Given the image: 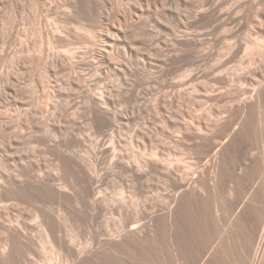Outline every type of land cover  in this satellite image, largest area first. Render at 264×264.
Here are the masks:
<instances>
[{
  "label": "rangeland",
  "instance_id": "1",
  "mask_svg": "<svg viewBox=\"0 0 264 264\" xmlns=\"http://www.w3.org/2000/svg\"><path fill=\"white\" fill-rule=\"evenodd\" d=\"M263 41L264 0H0V264L49 263L37 222L93 242L64 264H240L264 180L239 169L264 158ZM121 191L138 230L109 206Z\"/></svg>",
  "mask_w": 264,
  "mask_h": 264
},
{
  "label": "bare ground",
  "instance_id": "2",
  "mask_svg": "<svg viewBox=\"0 0 264 264\" xmlns=\"http://www.w3.org/2000/svg\"><path fill=\"white\" fill-rule=\"evenodd\" d=\"M121 35V37H124L125 36V33L123 30H119L118 31ZM118 38V37H117ZM122 39V38H121ZM120 40V39H119ZM263 40V39H262ZM118 42V41H117ZM262 45H264V41L261 43ZM248 46V50L249 49H254L256 46L255 44L254 45H249L247 44ZM255 46V47H254ZM258 46V45H257ZM261 47V46H260ZM259 48V47H257ZM263 48V46H262ZM255 50V49H254ZM253 52H257V51H254ZM261 50V49H260ZM263 51V50H262ZM102 54V57L104 59H106L109 63L111 62V53H110V50L108 51H104V52H101ZM100 57V58H102ZM102 58V59H103ZM241 82V81H240ZM253 83V82H252ZM259 85V84H258ZM241 88V87H239ZM231 93V92H230ZM245 93V92H244ZM253 95V94H252ZM108 98V97H107ZM259 96H258V100L256 99V102H253L252 100V105L254 108L257 106V114H258V118H257V122L258 124L262 127H261V131L263 133V136H264V119L262 117V113H261V108L259 106V103H260V100H259ZM242 104H243V107H244V104L246 105L247 102H244V101H241ZM162 105V104H161ZM101 107V106H100ZM246 113V112H245ZM258 125V126H259ZM257 132V131H256ZM260 132V131H259ZM261 133V132H260ZM262 139V138H261ZM232 143V142H230ZM263 144V143H262ZM264 149V148H263ZM156 152V151H155ZM249 152V151H248ZM264 153V151H263ZM157 156V154H155ZM236 155V153H235ZM249 155V154H248ZM246 156L245 159H244V162L246 164V167L242 168H239L240 169V172H244L245 170L248 172L249 176H251V178L255 177L257 172H259V170H263L264 171V158H263V161H262V165H257V163L253 162V159L251 158V155L250 156ZM152 157V156H151ZM156 158V157H154ZM158 158V157H157ZM217 160V159H215ZM256 160V159H255ZM134 161H137L136 158ZM168 161V160H167ZM214 162V161H213ZM221 162V161H220ZM218 163V161H217ZM140 164V163H139ZM164 164V163H163ZM144 165V164H143ZM170 166H171V162H170ZM146 167V166H145ZM144 167V168H145ZM250 167V170H247V168ZM139 168V167H138ZM262 168V169H260ZM141 170V169H139ZM230 170V169H229ZM142 172V170H141ZM212 172V171H211ZM140 173V171H139ZM211 174V173H210ZM225 175V174H224ZM260 177V176H259ZM208 183V182H207ZM242 183V182H241ZM247 184V183H246ZM99 185V184H98ZM258 185V183H257ZM215 187L217 188V185H215ZM259 190H258V195H255L253 198H252V201L254 202V208H255V211L252 215L250 216H247L244 214V216H239L238 220H237V223H236V227L239 229H241L244 233H245V238L247 239L248 243H247V246L243 245V248L244 247H247L245 250H246V254H243V258H242V262L240 261V264H264V180H262V182H260L259 184ZM99 187L97 186H94L93 189L91 191L88 192V195L90 196V201L93 205V208H94V212L97 210L99 211L98 207L101 205L100 204V201L98 200L99 199V196H100V192L99 190H97ZM97 190V191H96ZM124 192V191H123ZM122 191L118 194H116V196H113V199L110 200L111 203H110V208L111 210H116L118 211V213H120V216L122 219L120 220V223L126 228V227H129V229L131 231L133 230H138L139 228L142 227L143 223H141V218L139 217V211L138 209H136V207L134 206H130L129 204V201L126 199L127 197H125L124 193ZM243 192V191H242ZM99 193V194H98ZM132 195V194H131ZM137 195V196H136ZM136 195H132V199L135 201H138L139 200V196L138 194ZM130 196V195H129ZM89 198V197H88ZM111 199V198H110ZM130 199V198H128ZM178 200V199H177ZM247 200V198H246ZM109 201V202H110ZM175 201V200H174ZM135 203V202H134ZM175 203V202H174ZM171 204V203H170ZM215 204V211L216 212H219L221 209V207L217 204V203H214ZM104 205V204H103ZM137 205V204H136ZM106 206V205H105ZM108 206V207H109ZM103 207V206H102ZM203 207V206H202ZM179 208V207H178ZM178 208L175 209L174 211L173 210H170L168 211L166 214V220L168 221L169 223V228L171 230H173V237L176 239V240H179L180 238V232L176 229V224L178 223L179 221V217H177V211H178ZM181 208V207H180ZM251 208V207H250ZM102 209L104 208H100V211H102ZM171 209V208H170ZM109 210V208H108ZM110 210V211H111ZM165 210V209H164ZM107 212V211H105ZM112 212V211H111ZM175 212V213H174ZM104 213V212H103ZM117 213V214H118ZM95 214V213H94ZM101 214V213H100ZM112 214V213H111ZM114 214V213H113ZM219 214V213H217ZM104 215V214H103ZM112 216V215H111ZM116 216V215H115ZM118 216V215H117ZM124 216V217H123ZM219 216V215H218ZM97 217V216H96ZM233 217V216H232ZM111 218V217H109ZM113 218V217H112ZM115 218V217H114ZM117 218V217H116ZM128 218H131L130 220ZM129 220V221H128ZM51 223H54V220H51L50 221ZM141 223V224H140ZM20 224V223H19ZM21 225V224H20ZM37 226L41 227L42 230H43V234L46 235L45 237L47 238V241H51L49 243H51V249H53V251L50 250V247H49V250L52 252V256L50 255V251L45 247V249H47V254L49 252V256H51L48 260V264H64L62 263L61 260L62 258H65V260H67V262H69V260L71 259V257H80L82 256L84 253L86 254L87 250L89 247H91V245L93 244V242H87L85 245L83 246H80L78 244L75 243L76 241V235L73 233L72 235H70L69 233H65L67 234L65 236L66 237H63L61 236L59 233L60 231V228H59V231H58V228L56 225H51V224H48L47 225H44L43 223L41 222H37ZM37 227V228H38ZM39 227V229H41ZM124 230V229H123ZM123 230H119L117 228H115L114 230H112V236H114V238H116L117 234L118 233H121ZM38 233V232H37ZM64 233V232H63ZM111 234V233H110ZM63 235V234H62ZM220 240L219 242V250L223 253L222 254V257L221 259H223L224 257H226V254L227 253H231L233 252V248L231 246V244L229 243V241H227L225 238H224V234L222 231H218L217 234ZM243 235V234H242ZM230 237V236H229ZM45 239V238H44ZM43 239V240H44ZM43 240H41L43 242ZM171 240V239H170ZM46 242V240H44ZM2 245V244H1ZM6 244H4L3 246H5ZM214 246V245H213ZM7 247V246H6ZM104 247V246H103ZM5 248V247H3ZM2 248V249H3ZM58 248V251L55 252V249L57 250ZM44 249V248H43ZM44 249V250H45ZM156 251V250H155ZM244 252V250H243ZM5 253V252H4ZM28 254L29 256L32 254V252L28 251ZM153 255V254H152ZM219 258V257H218ZM47 259V258H46ZM205 259V257H204ZM238 259V258H237ZM241 259V257H240ZM73 260V259H71ZM126 260H128V263H131V264H135L136 262H140L141 264H160L161 261L159 259L158 256H155V257H150V255H140L138 256L136 253L129 256L128 258H126ZM47 261V260H46ZM183 261V260H182ZM223 261V260H221ZM41 264V263H39ZM221 264H224L223 262Z\"/></svg>",
  "mask_w": 264,
  "mask_h": 264
}]
</instances>
